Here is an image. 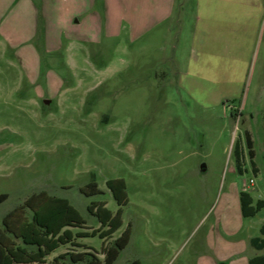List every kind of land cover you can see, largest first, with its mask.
Instances as JSON below:
<instances>
[{
    "label": "rangeland",
    "instance_id": "obj_1",
    "mask_svg": "<svg viewBox=\"0 0 264 264\" xmlns=\"http://www.w3.org/2000/svg\"><path fill=\"white\" fill-rule=\"evenodd\" d=\"M76 2L0 0V225L45 192L97 229L88 205L115 213L106 181L123 178L129 201L107 245L128 225L130 238L113 264L264 255L250 244L263 237L264 208L243 217L240 206L241 192L264 200V21L248 53L233 57L228 41L214 58L195 41V0H175L160 24L139 29L126 16L106 26ZM91 182L101 194L81 192Z\"/></svg>",
    "mask_w": 264,
    "mask_h": 264
},
{
    "label": "trees",
    "instance_id": "obj_2",
    "mask_svg": "<svg viewBox=\"0 0 264 264\" xmlns=\"http://www.w3.org/2000/svg\"><path fill=\"white\" fill-rule=\"evenodd\" d=\"M249 162L255 171L253 143L245 132ZM241 138L235 143L237 169L243 152L240 147ZM106 186L110 190L118 205L115 213L110 211L103 202H92L88 205V212L96 217L100 223L97 229L88 228L80 213L65 198L50 196L45 192L35 193L28 197L23 204L8 212L0 225V264H113L129 242L130 225L110 245L107 238L118 231L123 225V207L127 205L128 193L123 178L109 179ZM86 196L101 194L95 182L88 183L81 188ZM7 198L0 195V203ZM241 214L252 217L262 208L264 200H257L253 204L252 197L240 193ZM29 212V215H28ZM75 229H90L91 231H77ZM263 237L252 238V246L264 247V225L260 229ZM99 237L103 240L100 251L81 243L79 239ZM65 251L51 260L47 258L56 250ZM129 264H141L134 260ZM249 264H264V256H256L249 260Z\"/></svg>",
    "mask_w": 264,
    "mask_h": 264
},
{
    "label": "crops",
    "instance_id": "obj_3",
    "mask_svg": "<svg viewBox=\"0 0 264 264\" xmlns=\"http://www.w3.org/2000/svg\"><path fill=\"white\" fill-rule=\"evenodd\" d=\"M74 1H77L78 7H85L89 4L92 9L98 10L106 26H112L115 22L117 24L119 17L126 16L136 29H139L141 25H146L148 28L160 24L164 20L163 17L171 14L175 3V0ZM195 16V41L207 56L214 58L222 56V47H225L222 44L229 41L231 42L229 53L233 57H239L242 53H248L245 50L250 49L249 44L257 28L264 21V0H195ZM242 47H244L243 52L240 51ZM257 171L255 166V173ZM59 254L61 253L56 250L47 259L51 260ZM256 256L264 255L249 257L245 261L246 264H249V260ZM196 264L229 263L219 258L218 254L213 257L201 254Z\"/></svg>",
    "mask_w": 264,
    "mask_h": 264
},
{
    "label": "built area",
    "instance_id": "obj_4",
    "mask_svg": "<svg viewBox=\"0 0 264 264\" xmlns=\"http://www.w3.org/2000/svg\"><path fill=\"white\" fill-rule=\"evenodd\" d=\"M252 183H253V180L252 179H249V185H252ZM244 186H245V188L248 187L247 184H244Z\"/></svg>",
    "mask_w": 264,
    "mask_h": 264
}]
</instances>
